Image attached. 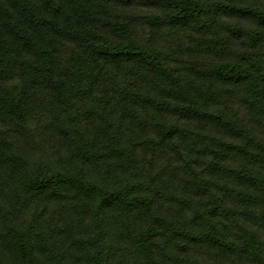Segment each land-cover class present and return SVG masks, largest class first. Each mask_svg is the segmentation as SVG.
<instances>
[{"label": "trees", "instance_id": "obj_1", "mask_svg": "<svg viewBox=\"0 0 264 264\" xmlns=\"http://www.w3.org/2000/svg\"><path fill=\"white\" fill-rule=\"evenodd\" d=\"M0 264H264V0H0Z\"/></svg>", "mask_w": 264, "mask_h": 264}]
</instances>
